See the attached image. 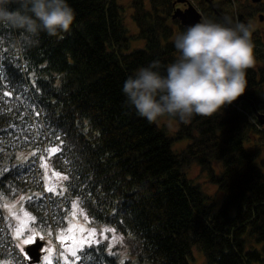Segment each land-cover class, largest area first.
Returning a JSON list of instances; mask_svg holds the SVG:
<instances>
[{"label":"trees","instance_id":"1","mask_svg":"<svg viewBox=\"0 0 264 264\" xmlns=\"http://www.w3.org/2000/svg\"><path fill=\"white\" fill-rule=\"evenodd\" d=\"M209 1L199 7L213 22L225 15L249 23L264 13V0L248 2L237 16L228 10L234 0ZM68 2L76 14L71 31L42 33L36 47L0 28V199L25 193V208L56 243L52 264H65L55 234L65 224L61 211L77 198L90 227H111L123 243H92L75 264H196L195 253L204 264H264V124L255 112L264 114L260 30L251 31L258 64L247 70L244 98L210 117L174 118L179 129L171 134L126 106L122 87L138 67L158 59L163 71L178 57L174 39L185 28L172 18L176 0ZM129 8L137 32L126 21ZM184 139V148H173ZM194 165L222 199L192 177ZM46 168L52 178L67 177L61 191L48 190L54 183ZM6 253L17 251L0 250V257Z\"/></svg>","mask_w":264,"mask_h":264},{"label":"clouds","instance_id":"2","mask_svg":"<svg viewBox=\"0 0 264 264\" xmlns=\"http://www.w3.org/2000/svg\"><path fill=\"white\" fill-rule=\"evenodd\" d=\"M75 17L68 0H0V28L18 33L23 47L38 46L42 33H69ZM174 46L179 55L163 71L153 60L124 81L125 104L138 116L149 123L164 116L187 123L221 112L245 93L255 62L250 22L201 20L186 26Z\"/></svg>","mask_w":264,"mask_h":264},{"label":"rangeland","instance_id":"3","mask_svg":"<svg viewBox=\"0 0 264 264\" xmlns=\"http://www.w3.org/2000/svg\"><path fill=\"white\" fill-rule=\"evenodd\" d=\"M123 3L128 4L130 2V0H121ZM189 1V3H191L192 5H194L199 12H201L203 14V20H209L208 15L206 13H204L199 5L200 2L199 0H187ZM263 1V0H262ZM248 2L251 4H257L255 2H253L252 0H234L232 1L229 5H228V10L235 16L239 15L241 13V11L247 7ZM186 7H188V4L186 2H179L177 0V3L175 4V8H181V9H185ZM133 12V9L129 8L128 9V15H127V24L128 26L131 28L132 32H137L138 28L135 24V22L131 19V13ZM257 13L255 15L254 18L250 19V23H251V31H257L260 30V33L262 35V40L264 42V20H260L259 15L261 14ZM264 14V13H263ZM257 38V37H254ZM254 40V39H252ZM142 44V42H137L134 45H140ZM255 56V54H254ZM258 61L255 60L254 65L255 67H257V63ZM259 96L264 99V85L261 88V90L259 91ZM249 119L251 121H253V118L251 115H249ZM159 123L161 125H166L169 132L171 134H174L178 129H179V122L172 118V117H168V116H164L163 118L159 119ZM264 137V136H263ZM264 141V140H263ZM189 140L188 139H184L181 141H177L175 142L173 148L176 150H181L182 148H184L187 144H188ZM216 168L217 170H220V168H222V162H218L216 164ZM192 177H194L195 179H197L198 181H200L203 185V187L205 188V190L212 194V195H216L219 197L220 195V199L223 198V193H220L217 191V187L214 184H211L208 181V177L207 174L201 171V168L198 165H194L191 168L190 171ZM44 175L49 176V178H51L50 180V184L52 185V183H54V185L52 186V188H55V192H59L61 191L62 188V184L63 182L65 183V179L64 180H58L56 178H52V174H50V170L48 168H46V171H44ZM25 177V174H24ZM13 198L12 197H8V198H1V205L3 208V212L0 217L3 219L1 223H4V235H0V243H5L4 239L7 238L6 241H10L11 244L9 246V244H4V246L2 245L0 247L1 252H7L9 251V249H13L14 247L16 248L17 253L16 254H8L6 253L4 257H0V264H27L25 260H22V255L24 254V248L28 245H23L22 241L25 238H28V236H30L32 233H36L37 234V239H40L39 237L42 235L44 237V239L48 236L50 237V239H46V243L43 246L42 249V257H41V261L39 263L36 264H42L43 258L45 255H47V251L46 249H51V264L56 256V243L55 241H53V236L51 235L50 231L48 230H43L37 223V219L36 216L33 214V212H31L29 209H26L25 207V199L26 196L24 195L25 193L21 194V192H15L13 191ZM72 205L69 206L67 209L63 208V210L61 211V214L63 216V220H65V224L63 227H61L57 233L55 234V239L56 241L61 245V257L62 260L65 264H75L76 261H78L75 257H73L71 255V251L69 250L68 245L71 244V241L67 240V238L62 242L60 240V235L62 232H66L68 227L71 226L76 227L77 225L83 226L85 229H94L92 227H90V222H89V218L86 215V211L84 208H82V202L77 198L74 199L72 201ZM24 203V204H23ZM221 202H219L218 206L220 205ZM4 205H15V208L12 211H15L17 213H26V216H23V225H24V235L17 238L14 233L16 230V227L18 225V221L16 220V218L12 215V211L9 210L8 207H4ZM75 205V207H74ZM75 212V217L73 216V213ZM32 217H34L35 219H31ZM1 225V224H0ZM96 230L95 236L92 237L91 239L93 240V243H97L96 241H98V243L101 242H106L107 239L108 242L111 241L110 243V248L113 247H120L123 243V238L120 234L116 233L115 231H105V230H113L111 227H103L102 230ZM47 235V236H46ZM86 235V233H85ZM4 236V237H2ZM92 244V243H91ZM90 244V245H91ZM88 245H85V247ZM84 247V248H85ZM9 248V249H8ZM21 248L23 249L21 251ZM80 250H78L77 255H79ZM200 254V253H199ZM199 254L195 253V256L197 257L196 260V264H204V260L203 257H201ZM26 257V256H25ZM21 258V260H20ZM30 264V263H29ZM253 264H262V263H253Z\"/></svg>","mask_w":264,"mask_h":264},{"label":"snow or ice","instance_id":"4","mask_svg":"<svg viewBox=\"0 0 264 264\" xmlns=\"http://www.w3.org/2000/svg\"><path fill=\"white\" fill-rule=\"evenodd\" d=\"M57 149H52V151H56ZM59 176V174H56ZM63 179H67V177H63ZM49 191H55V188L50 187L48 189ZM4 207H8L10 211H12L15 208V205H4ZM75 207V205H74ZM12 215L16 218V220L19 222L14 235L19 238L24 235V225H23V216H26V213H17L15 211H12ZM75 212L73 213V216L75 217ZM31 219H35L32 217ZM105 231H114V230H105ZM86 233V235H85ZM96 230L95 229H85L83 226L77 225L76 227L70 226L68 227L66 232H62L60 235V240L63 242L66 238L67 240L71 241V244L68 245L69 250L71 251V255L75 257L77 260H80V256L77 255L78 250H82L85 245H90L93 243L92 237L95 236ZM37 238L36 233H32L28 238L23 239L22 243L23 245H28L35 243ZM40 240L43 241L44 237L41 235ZM98 243V241H96ZM23 249L21 248V251ZM47 255L44 256L42 264H51V249H46ZM86 255V254H85Z\"/></svg>","mask_w":264,"mask_h":264},{"label":"water","instance_id":"5","mask_svg":"<svg viewBox=\"0 0 264 264\" xmlns=\"http://www.w3.org/2000/svg\"><path fill=\"white\" fill-rule=\"evenodd\" d=\"M179 2H186L188 4V7H186L185 9H181V8H176L173 12L172 18L173 19H178L181 24L184 26V28L186 26L189 25H193L195 23L200 22L201 20H203V14L201 12L198 11V9L192 5L191 3H189V1L187 0H178ZM255 3H259L262 0H252ZM209 2H212L211 0ZM177 3V0L175 2V4ZM220 18L223 20V22L228 19L225 15H219ZM260 20H264V14H260L259 15ZM242 98H244L243 96H240L237 100H241ZM257 114V117L259 118L260 122L262 124H264V114L259 113L258 111H255ZM45 245L44 241H41L40 239H37L35 241V243L29 244L28 246H26L24 248V251L26 252V254L28 255V262L30 264H36L39 263L41 261V257H42V249L43 246Z\"/></svg>","mask_w":264,"mask_h":264}]
</instances>
